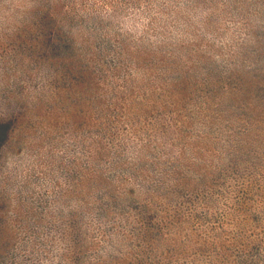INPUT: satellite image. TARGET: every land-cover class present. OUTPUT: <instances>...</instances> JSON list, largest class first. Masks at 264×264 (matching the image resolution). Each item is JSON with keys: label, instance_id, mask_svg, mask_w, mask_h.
<instances>
[{"label": "clouds", "instance_id": "9594fccd", "mask_svg": "<svg viewBox=\"0 0 264 264\" xmlns=\"http://www.w3.org/2000/svg\"><path fill=\"white\" fill-rule=\"evenodd\" d=\"M0 264H264V0H0Z\"/></svg>", "mask_w": 264, "mask_h": 264}]
</instances>
